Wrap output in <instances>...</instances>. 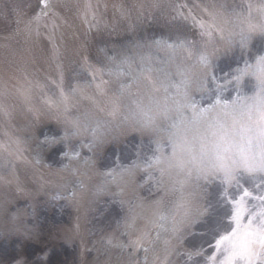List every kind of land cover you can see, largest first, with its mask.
<instances>
[{
  "label": "snow or ice",
  "instance_id": "1",
  "mask_svg": "<svg viewBox=\"0 0 264 264\" xmlns=\"http://www.w3.org/2000/svg\"><path fill=\"white\" fill-rule=\"evenodd\" d=\"M70 4L39 0L40 11L25 22V31L39 34L43 26L55 33L60 20L55 9ZM77 8L82 23H97L98 2L82 0ZM118 10L124 17L131 14L124 5ZM173 11L191 21L202 43L187 38L154 41L172 70L156 67L151 55L142 56L135 69L128 57L106 56L100 66L82 57L80 71L89 79L67 87L60 71L58 98H47L45 104L61 113L66 129L52 143L87 135L95 145L119 125L155 137L151 157L102 173L107 185L144 172L157 193L147 208L138 200L119 230L103 238L106 252L126 257L121 264H264V50L249 53V59L237 62L223 78L210 71L217 44L247 50L254 35L264 37V0H246L239 10L213 3L202 9L203 16L177 0ZM53 53L59 57L55 44ZM114 81L118 88L111 91ZM26 83L16 92L30 102L32 83ZM10 94L0 86V112L7 113ZM99 97L105 98L104 106ZM81 99L91 101L96 111H74ZM0 150L23 160L18 147L0 145ZM65 155V168L80 157L76 151ZM10 166L11 161L0 164V184L12 183L4 171ZM197 238L200 243H189ZM16 264L25 261L21 257Z\"/></svg>",
  "mask_w": 264,
  "mask_h": 264
},
{
  "label": "rangeland",
  "instance_id": "2",
  "mask_svg": "<svg viewBox=\"0 0 264 264\" xmlns=\"http://www.w3.org/2000/svg\"><path fill=\"white\" fill-rule=\"evenodd\" d=\"M101 1L105 5L108 4L115 14L110 13L106 18V26L113 30L111 36L96 39V30L89 28L84 35L82 30L79 31L69 40L71 45L67 46V42L53 34L50 28L41 26L39 34L35 31H25V22L38 12L39 6L33 7L36 0L32 6H24L25 0H0V86H6L11 93L6 100L7 113L0 112V139L9 142L6 146H11L13 149L18 147L17 155L23 157V160L17 161L15 156L9 157L7 154L5 163L8 164L11 161V166L4 171L12 172L9 179L15 183L25 178V175L20 172L21 168L29 174L31 171L37 172L41 175L40 178L46 173L52 172L53 175V172L57 171L60 172L61 179H65L60 181L53 175L52 186L55 189L46 191L41 198H37L38 200L26 209V213L18 218L16 223L11 220L14 213L22 209L20 207L22 203L10 198L9 203L3 205L4 197H0L2 211L0 213V264H16L17 259L21 257L25 264H121L116 263L120 256L117 251H105L106 244L103 238H107L112 229L119 228L125 212H128L134 201L136 193L131 196L134 190L141 188L146 198L157 195L153 183L146 182L145 173L139 171L134 180L137 189L133 186L130 196L121 185L114 187L112 184H107L106 187L113 196L104 200L99 199L103 189L102 173L118 165L112 161L119 158L122 160L120 164L127 165L138 159L151 157L155 139L151 132L128 125H119L113 127L109 134L95 145H90V137L87 135L72 138L64 143H52L53 140L62 138L66 129L59 111L57 121L45 120L43 123L29 124L33 118L37 120L49 113L48 108L39 106H32L37 110H31V104H43L48 97L58 98L57 84L60 83V71L63 72L64 86L75 83L77 80L85 82L89 79L80 71L82 57H87L97 66L106 63V56L118 59L128 57L129 50H136L149 42L152 44L156 35L152 37L150 33H146L148 28L159 34L157 37L159 40L186 38L182 35L184 27L177 30L171 24H164L159 12L145 14L152 0ZM226 1L228 0H211L210 4L224 5ZM159 2L162 3V0ZM230 2L233 5L244 4V0H230ZM131 3L135 5L132 9L134 10L133 19L123 22L128 16H121L118 6L124 5L130 9ZM202 4H198V7H201L200 12L204 15L202 9L205 6ZM230 8L229 5L227 9L230 10ZM55 11L59 14L64 13V10ZM50 35L53 39L49 38ZM46 40L49 43L46 44ZM49 40L58 47L59 57L54 56L53 45ZM253 42L251 41L247 50L241 49V53L235 51L238 45L226 49L227 52L230 51L231 58H227V61H224L226 58H222L217 64V77L223 78L236 66L237 62L246 60L247 53L255 55L264 49L261 43L251 46ZM84 44L87 46L84 47ZM58 65L62 67L58 68ZM133 68H136L134 62ZM19 69L22 74L12 76L13 72ZM10 77L14 78L15 83ZM26 82L32 83L30 102H25L16 92L18 87H26ZM37 84L39 87L36 86ZM109 88L115 91L118 83L112 82ZM89 90L94 95V89L89 88ZM98 102L103 103L100 106H104L105 98L99 97ZM89 103L92 102L81 99L78 108L74 111L91 110L84 106L90 105ZM9 104L15 107H8ZM91 111L95 112L96 109ZM97 114L103 116V113ZM15 141H19V144L15 145ZM27 151L31 152L30 155L35 157L36 161L39 160L38 164L24 162L28 159ZM73 151L79 152L80 157L65 168L64 166L68 164L65 154H71ZM117 152L118 156L112 157ZM121 156L123 157L120 158ZM85 160H89L90 163L85 164ZM73 169L89 174L91 180L88 183L94 186L87 192L89 198L86 206H82L77 199L71 200L77 194L74 189L89 190V185L81 187L80 180H75L77 176L70 173ZM17 188L22 190L24 186L17 185ZM22 192L25 193V191ZM119 193H122V196ZM121 201L124 203L121 204ZM64 227L68 228L67 233L70 231L72 234L66 240L56 235ZM200 242L198 238L189 241V243ZM93 247L94 251H86Z\"/></svg>",
  "mask_w": 264,
  "mask_h": 264
}]
</instances>
